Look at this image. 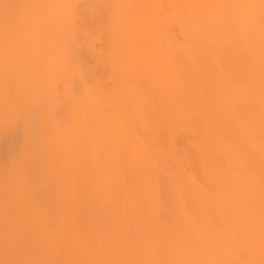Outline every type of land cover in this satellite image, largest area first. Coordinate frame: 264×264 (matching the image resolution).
I'll return each instance as SVG.
<instances>
[{
  "label": "bare ground",
  "instance_id": "1",
  "mask_svg": "<svg viewBox=\"0 0 264 264\" xmlns=\"http://www.w3.org/2000/svg\"><path fill=\"white\" fill-rule=\"evenodd\" d=\"M19 129L0 264H264V0H0V153Z\"/></svg>",
  "mask_w": 264,
  "mask_h": 264
},
{
  "label": "rangeland",
  "instance_id": "2",
  "mask_svg": "<svg viewBox=\"0 0 264 264\" xmlns=\"http://www.w3.org/2000/svg\"><path fill=\"white\" fill-rule=\"evenodd\" d=\"M105 16L106 10L98 4L83 2L80 5L79 25L74 52L79 59L80 66L84 69L89 79H91L95 71L96 56L91 54L88 48V42L91 33L103 25ZM66 114V106L60 104L57 112L58 119L64 121ZM2 138V141L5 143V151L0 153V161L6 160L11 153H18L22 141V130H17L14 136L12 134L3 136Z\"/></svg>",
  "mask_w": 264,
  "mask_h": 264
}]
</instances>
